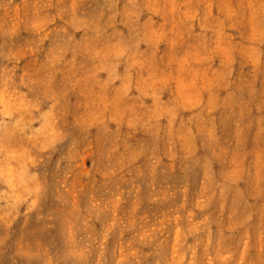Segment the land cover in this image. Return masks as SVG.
I'll use <instances>...</instances> for the list:
<instances>
[{
    "label": "rangeland",
    "instance_id": "obj_1",
    "mask_svg": "<svg viewBox=\"0 0 264 264\" xmlns=\"http://www.w3.org/2000/svg\"><path fill=\"white\" fill-rule=\"evenodd\" d=\"M0 264H264V0H0Z\"/></svg>",
    "mask_w": 264,
    "mask_h": 264
}]
</instances>
